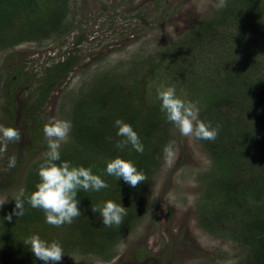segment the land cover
I'll use <instances>...</instances> for the list:
<instances>
[{
  "label": "rangeland",
  "instance_id": "rangeland-1",
  "mask_svg": "<svg viewBox=\"0 0 264 264\" xmlns=\"http://www.w3.org/2000/svg\"><path fill=\"white\" fill-rule=\"evenodd\" d=\"M256 1L264 10V0ZM216 2L0 0V125L18 128L22 134L21 141L9 143L0 156V198L14 200L23 193L25 199L24 193L36 190L38 169L49 150L43 127L52 118L72 125L68 142L61 144V156L69 152L88 156L64 147L77 143L73 139L76 109L94 118V128L117 119L126 123L134 114L130 125L142 132L148 154L141 161L135 158L145 154L131 145L117 149L118 137L110 140L112 146L104 145L106 151L98 149L114 157L74 165L91 167L105 180L106 189L82 191L98 200L109 195L126 207L122 225L105 227L100 215L82 210L73 223L61 227L46 220L31 223L23 226L26 235L22 228L19 237L14 234L20 247L2 246L0 235V264H45L30 259V248L22 247L33 234L60 243L65 255L55 264H264V237L251 238L252 229L264 231V135L263 144L256 145L255 134L244 133L236 141L240 148L235 145L224 154L230 160L243 159L228 169V176L237 185L234 195L249 196L248 228L242 230L245 221L217 226L211 213H200V196L207 190L201 178L217 168L214 161L219 158L210 155L202 140L182 136L167 122L157 99L158 90L174 86L177 95L183 89L182 98L198 102L201 113L217 99L208 97L225 98L211 111L215 124H220L219 114L232 109L231 98L248 104L251 114H264L259 101V95L264 98V14H246L243 0H227L220 10L213 7ZM188 37L199 44L185 45ZM69 55L73 66L68 73L51 77L57 72L53 66ZM101 91H109L110 97ZM253 101L259 107L250 105ZM263 120L249 125L254 129ZM225 140L218 133L214 141L222 146ZM169 141H175L176 149L171 167L165 165L162 151ZM245 142L246 149L241 147ZM11 156L16 157V165L8 169ZM115 157L132 161L147 180L133 188L108 175L107 163ZM219 205L217 199L202 210ZM24 207L31 216L32 207L27 202ZM131 209H137L132 216Z\"/></svg>",
  "mask_w": 264,
  "mask_h": 264
},
{
  "label": "clouds",
  "instance_id": "clouds-1",
  "mask_svg": "<svg viewBox=\"0 0 264 264\" xmlns=\"http://www.w3.org/2000/svg\"><path fill=\"white\" fill-rule=\"evenodd\" d=\"M227 6V0H217L213 5L217 10ZM182 95H177L174 86L162 87L158 90L157 99L160 101V110L164 113L167 122L171 123L179 133L189 139L214 141L219 133V126L213 127L211 122H205L199 118L198 102L182 98L186 95L181 89ZM118 131L116 135L122 139L115 141V147L124 150L131 145V148L138 153H143L144 145L132 126L121 119L114 122ZM71 122L52 118L43 127L44 138L47 141L48 152L38 169L39 183L26 201L21 197L15 200L13 212L4 219L11 221L13 215L16 217L24 215L25 202L33 209H40L45 215L48 224L61 227L64 224L73 223L75 218L80 217L81 211L78 208L79 199L77 193L80 190L100 191L109 185L97 174H93L91 167L73 166L68 161H61L60 148L62 143L68 142L71 132ZM22 134L18 128L5 127L0 125V156L7 152L9 143H19ZM111 139V138H110ZM163 158L166 166L171 167L176 156L175 141H169L163 147ZM60 163H57V162ZM16 157L8 158V169L14 168ZM106 172L108 175L120 178L133 188L138 187L147 180L143 171L130 160L126 161L116 157L107 163ZM7 203V198H0V206ZM93 213H99L105 227L113 225L119 227L127 216L126 207L108 200L101 204L92 205ZM23 243L30 246L34 256L48 264L58 262L65 255L64 250L58 241L51 243L41 239L38 234L26 238Z\"/></svg>",
  "mask_w": 264,
  "mask_h": 264
},
{
  "label": "trees",
  "instance_id": "trees-1",
  "mask_svg": "<svg viewBox=\"0 0 264 264\" xmlns=\"http://www.w3.org/2000/svg\"><path fill=\"white\" fill-rule=\"evenodd\" d=\"M245 9L247 11L246 14H254V13H260L264 14L263 8H260V2H257L256 0H243ZM215 16H213L211 19L208 20V25L211 21H214ZM236 20V18H235ZM195 31V30H194ZM196 33V31H195ZM212 33L214 34L213 27H212ZM213 38V37H212ZM207 39V38H206ZM211 39H208L207 42H210ZM199 44L194 37H188L185 39V45H189L191 43ZM180 47L184 46L183 44L179 45ZM184 48V47H182ZM72 56H67L63 61L58 62L53 66V68H56V73L51 75V77L57 78L58 76L66 75L70 68L73 66V59ZM63 78V77H62ZM49 85L46 88V91L50 89ZM110 87H114V85H111ZM42 89V87H41ZM43 91V90H42ZM114 91V90H110ZM46 92V93H47ZM109 91H101V94L108 95ZM100 94V96H101ZM110 97V96H109ZM213 98H217L213 101H211L210 104H207L205 107V112H207L206 115H204L205 112L199 113V118L205 122H211L213 127H216V125L219 126V133L222 135L226 140L223 142L222 146H216L215 141H209V140H202L203 141V147H205L209 152L210 155L213 158H219L216 161V169L223 168L224 171H218L216 169H213L212 173L204 174L203 178L207 183L206 188L207 189L204 193H201L200 199L203 201V205L200 206V213L201 214H207L208 212L211 213L213 218V222L216 223L217 226H221L225 223H239L245 221L243 224L244 227L242 230H245L247 227V222H249V217L245 215V207L248 200L247 193H241L234 195L237 192L236 183L231 180L230 176H228V169L232 167V165H237L236 162L241 163V158L239 157H231L232 160L229 159V157H226L224 154L226 152H230L235 146V148H240V145L236 144V141L239 140V138L244 135V133L247 134H255L252 139L258 140L256 145H258L260 142L263 144V139H261V136L264 135V120L261 122L258 127L252 129V125H254L259 118L264 117V114L260 113V116H256L254 114H251L249 111L248 104L241 103L238 99H229L228 102H230V105L232 106V109L230 111H223L222 115L219 114L220 120L219 123L221 124H215L211 118L215 117L214 114H211L212 109L217 105L222 106L223 102H225V98L221 97H208L209 100H212ZM227 101V100H226ZM259 101L261 105L264 104V98L259 95ZM250 105L253 107H259V103L257 101H253ZM8 107L12 108L11 100H9ZM77 112H75V120H74V140L77 142L76 144L71 141V144L64 146L65 149L73 150L77 149L78 151L87 152L88 156L82 155V154H76V153H63L62 154V160L71 162V164L74 166L77 163H82L84 166H87V164H90L91 161L93 162L97 160L98 157H100V160H107V157H114L110 154H104L101 151H98V149H104V145L112 146L110 140L113 138H118L116 135L117 129L113 125L114 123L112 121L104 122L103 125H98L97 128H94L91 121H94V118H92L90 115H87L83 113L84 110L76 109ZM247 111V112H246ZM240 112V114H237ZM126 114V113H125ZM127 116H130L126 114ZM134 115V114H133ZM129 117L126 121V123L129 121L128 124L132 123V120L136 118L135 116ZM256 116V117H255ZM137 120V119H136ZM249 122H251L252 125H249ZM152 127H155L153 125ZM140 139L142 138V132L137 131ZM80 137V138H76ZM77 140H76V139ZM111 138V139H110ZM82 139V140H81ZM85 139H88L89 141H85ZM122 139V138H121ZM141 142L142 139H141ZM247 143L245 142L244 146L242 144L241 147L247 148ZM225 145V146H224ZM70 146V148H69ZM224 146V147H223ZM62 147V148H64ZM85 147V149H84ZM263 147V145H262ZM264 149V147H263ZM97 150V151H95ZM227 150V151H224ZM229 150V151H228ZM106 151V150H105ZM62 153V152H61ZM143 153L145 155H141V157L138 156V158L141 161L148 155L147 151L144 149ZM231 153V152H230ZM233 154V153H232ZM79 157H85L86 161L83 159H79ZM143 156V159H142ZM96 158V159H94ZM116 158V157H115ZM122 159H126V157H122ZM140 161V162H141ZM228 161V163H227ZM142 163V162H141ZM35 168V166H34ZM139 168V167H138ZM232 170V169H231ZM30 195V194H29ZM28 194L24 193V198L26 199ZM77 198L79 199L78 208L82 211H84L86 214L89 213L91 210L92 205L101 204L103 202H106L108 200H114V198L110 197L109 195L104 198V200H98L96 197L83 193L82 190L77 193ZM220 201V205L218 208H211L210 210L204 211L202 210L203 207L207 203L214 202L216 200ZM222 199V200H220ZM15 200H8L6 204H4L0 210V235L2 237V246H12L15 248L17 246L20 247L22 245L20 242H17V240H14L15 236L19 237V234L21 230L18 231L19 228L24 229V234L26 235L28 231L23 226H27L31 223H37L39 221L45 220V215L43 211L38 212L36 209L31 208V216L30 214H27L24 212V215L16 217L13 215L12 220L8 221L4 219L8 214L13 212ZM234 205V206H233ZM230 206H233L232 209H230ZM137 209H131V216L137 212ZM95 215H100L99 213ZM101 217V216H100ZM206 220H202V223L205 225ZM253 224V223H251ZM253 234L251 238H263L264 237V231L256 228L252 229ZM70 231V230H69ZM68 232V230H67ZM19 239V238H18ZM19 245H16V244ZM25 248H30L29 245H25L23 243V246ZM4 253V252H1ZM26 253L30 254V251H26ZM32 254V253H31ZM264 258V257H263ZM30 259L34 260L36 257L33 255H30ZM254 259V258H253ZM257 257L255 258V260ZM38 261H41L38 259Z\"/></svg>",
  "mask_w": 264,
  "mask_h": 264
}]
</instances>
